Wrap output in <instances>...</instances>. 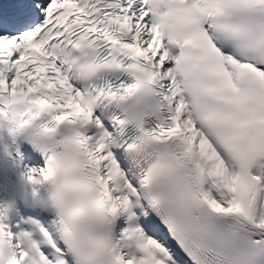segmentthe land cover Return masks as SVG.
<instances>
[{
    "label": "snow or ice",
    "instance_id": "1",
    "mask_svg": "<svg viewBox=\"0 0 264 264\" xmlns=\"http://www.w3.org/2000/svg\"><path fill=\"white\" fill-rule=\"evenodd\" d=\"M0 264H264V0H0Z\"/></svg>",
    "mask_w": 264,
    "mask_h": 264
}]
</instances>
